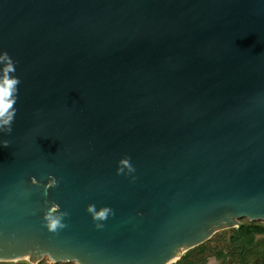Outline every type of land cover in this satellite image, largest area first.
Here are the masks:
<instances>
[{
    "label": "water",
    "instance_id": "water-1",
    "mask_svg": "<svg viewBox=\"0 0 264 264\" xmlns=\"http://www.w3.org/2000/svg\"><path fill=\"white\" fill-rule=\"evenodd\" d=\"M0 52V262L176 264L264 221V0H0Z\"/></svg>",
    "mask_w": 264,
    "mask_h": 264
},
{
    "label": "clouds",
    "instance_id": "clouds-1",
    "mask_svg": "<svg viewBox=\"0 0 264 264\" xmlns=\"http://www.w3.org/2000/svg\"><path fill=\"white\" fill-rule=\"evenodd\" d=\"M16 62L6 53L0 52V132L11 133L12 123L16 116V102L18 98V85L20 79L15 75ZM9 142L7 140L0 141V145L7 147ZM122 167L117 168V173L120 174L123 168H127L129 172L134 171L129 159L126 157L120 160ZM57 181L54 177H49V186L54 187ZM57 205H53L47 213H45L44 220L46 221V227L49 231L55 232L59 228H63L65 225L61 223V217L66 213L57 214ZM94 205L88 206V211L93 214V219L103 220L106 219L110 209L107 207L101 208L98 211H93ZM101 227V225H96Z\"/></svg>",
    "mask_w": 264,
    "mask_h": 264
},
{
    "label": "rangeland",
    "instance_id": "rangeland-1",
    "mask_svg": "<svg viewBox=\"0 0 264 264\" xmlns=\"http://www.w3.org/2000/svg\"><path fill=\"white\" fill-rule=\"evenodd\" d=\"M241 223H248L247 219L240 220ZM258 224L264 225V221H253ZM235 228L226 229L215 233L204 244V253H192L189 260L197 262L196 264H263L264 261V236L256 238L255 245L252 246L247 252H244L242 258H239L237 251L231 249V245L228 242V237L234 233ZM196 248V247H195ZM192 250V249H191ZM190 251V250H189ZM187 251V252H189ZM186 252V253H187ZM215 252H222L226 255L224 260L218 259L214 254ZM184 253V255L186 254ZM183 255V256H184ZM183 256L178 260L180 262ZM203 260V261H202ZM27 263L26 260H19L14 262H0V264H19ZM37 264H76L75 262H58L53 263L48 257L44 256Z\"/></svg>",
    "mask_w": 264,
    "mask_h": 264
},
{
    "label": "trees",
    "instance_id": "trees-1",
    "mask_svg": "<svg viewBox=\"0 0 264 264\" xmlns=\"http://www.w3.org/2000/svg\"><path fill=\"white\" fill-rule=\"evenodd\" d=\"M249 221V220H248ZM229 237L228 242L231 245V249L235 250L239 254V258H242L244 252H247L252 246L255 245L256 236H264V225L255 223L253 221H249L248 223H241V226L238 231L236 229L233 231ZM205 243V242H204ZM204 244L193 248L189 252H187L180 262L176 264H196L193 260H189V257L192 253H204L205 251ZM218 259L224 260L226 255L222 252H215L214 254ZM264 257V256H263ZM203 261V260H202ZM241 264H245V262H241ZM19 264H27V263H19ZM264 264V261H263Z\"/></svg>",
    "mask_w": 264,
    "mask_h": 264
},
{
    "label": "crops",
    "instance_id": "crops-1",
    "mask_svg": "<svg viewBox=\"0 0 264 264\" xmlns=\"http://www.w3.org/2000/svg\"><path fill=\"white\" fill-rule=\"evenodd\" d=\"M257 237H260V236H256V238H257Z\"/></svg>",
    "mask_w": 264,
    "mask_h": 264
}]
</instances>
